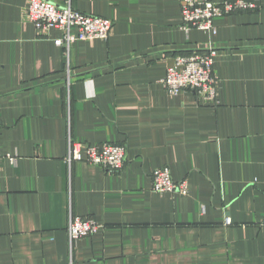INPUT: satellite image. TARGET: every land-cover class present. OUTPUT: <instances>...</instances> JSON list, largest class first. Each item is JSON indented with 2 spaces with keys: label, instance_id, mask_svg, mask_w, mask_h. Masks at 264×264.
Listing matches in <instances>:
<instances>
[{
  "label": "crops",
  "instance_id": "0c3cea01",
  "mask_svg": "<svg viewBox=\"0 0 264 264\" xmlns=\"http://www.w3.org/2000/svg\"><path fill=\"white\" fill-rule=\"evenodd\" d=\"M181 2L71 0L113 25L67 57L26 0H0V264H264V0L211 34L182 29ZM211 45L216 102L163 86ZM68 136L124 145L123 167L68 166ZM163 166L187 194L152 189ZM77 215L102 229L70 250Z\"/></svg>",
  "mask_w": 264,
  "mask_h": 264
},
{
  "label": "built area",
  "instance_id": "2783aa9c",
  "mask_svg": "<svg viewBox=\"0 0 264 264\" xmlns=\"http://www.w3.org/2000/svg\"><path fill=\"white\" fill-rule=\"evenodd\" d=\"M182 29L197 28L211 33L215 32L213 20L215 17L228 15L233 12L254 10L258 7L257 0H181ZM25 19L41 32L51 28L59 30L54 43L60 46L65 56L76 41H91L94 39L107 40L113 22L108 18L85 13L74 8L71 0H26ZM217 52L212 45L205 50H194L189 55H177L165 68L161 83L172 94L180 90H191L201 101L216 102L218 80L213 67ZM67 81V86H69ZM67 151L64 160L71 166L78 161L101 166L107 172L118 171L125 161L126 147L121 144L104 142L101 145L90 144L67 138ZM7 156V155H6ZM3 154L0 149V158ZM10 158V157H9ZM152 189L158 193L187 194L186 179L174 181L166 166L152 171ZM225 224L230 223L225 218ZM264 226V218L260 221ZM101 224L92 217L81 215L72 216L66 226L68 244L79 238L92 236L101 230Z\"/></svg>",
  "mask_w": 264,
  "mask_h": 264
}]
</instances>
